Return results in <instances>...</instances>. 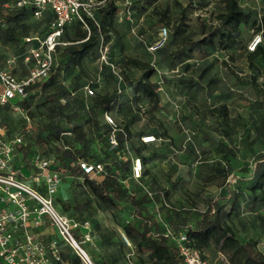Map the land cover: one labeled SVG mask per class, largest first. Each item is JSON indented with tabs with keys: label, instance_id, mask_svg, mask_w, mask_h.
Here are the masks:
<instances>
[{
	"label": "trees",
	"instance_id": "obj_1",
	"mask_svg": "<svg viewBox=\"0 0 264 264\" xmlns=\"http://www.w3.org/2000/svg\"><path fill=\"white\" fill-rule=\"evenodd\" d=\"M3 1L10 3L9 0H0ZM158 1L137 0L133 14L130 3L128 19L124 12L123 18L131 24L132 17L137 18L148 8L154 9ZM194 1L181 8L174 18L170 16L167 7L158 11L162 27L170 26V31L166 28L167 36L163 46L153 52L162 51L158 64L163 66L164 71L159 72L153 65L129 58L119 60V69L106 52L107 61L115 68L120 80H117L109 66L103 64L94 69V79L88 78L84 70L85 63L98 59L100 44L105 46L112 35H117L114 28L117 12L115 0H105L93 12V19H85L87 29L76 20L63 26L56 39L57 44L54 45V57L57 55V60L46 78L26 87L22 98H15L0 106V111L18 109L33 127V130L22 131V135L28 139L22 148L23 156L32 153V147L36 144H49L53 167L62 172V180L65 176L70 178L67 183L68 198H56L55 201L60 212L73 215L79 225L91 220L97 210L108 219L111 229L100 230L96 222L91 226V235H97V246L104 247L106 255V259L99 263L97 255L91 252L89 256L95 260V264L124 262L125 255L129 253L135 257L134 264H181L173 240L178 234L185 236L188 245L199 252L206 264V252L210 247L222 255L227 264H264V256L256 249V241L239 242L232 230V220L238 219L240 215H256L264 211L263 98L258 103H250V108L258 114V118L243 131V158L251 159L253 165L250 169L245 164L240 169L241 174H232L235 180L231 186L226 185V177L230 172L220 161L208 168L211 175L205 179L214 184L219 192L218 197L206 201L209 211L199 212L192 206L176 207L171 203V197L181 189L185 181L179 172V176L177 171L170 173L166 166V172L160 171L164 179L162 186L157 185L152 173L155 163L172 162V156L178 150L191 151L187 131L182 128L183 139L179 149L172 150L169 155L158 153L155 147L166 142L170 145L166 130L160 121L155 122L154 129H149V121H143L141 117L145 113L142 108L144 105L149 107V113L160 109L156 85L164 80L163 74L174 69L178 72L179 68L186 72L191 66L188 62L194 55L203 60L211 53H218L225 57L224 63L232 61L242 29L247 26L254 29L253 33L261 31L264 39L262 22L256 20L252 11L240 6L238 0H219V12L214 24L201 23L199 37L191 40L185 35L190 14L209 6L208 0ZM51 19V13L45 11L38 20L33 21L30 6L15 8L10 4L8 9L0 8V44L16 49L15 55L19 56L25 66L23 77L33 62L28 51L45 39ZM153 41L146 44L142 42L146 53V47ZM242 50L250 69H256L253 59L258 58L264 64V45L256 46L251 52L246 47ZM156 72L160 73L162 79L154 83L151 78ZM10 73L14 75L12 71ZM203 73L204 69H201L197 79ZM71 74L70 81L64 84L65 76ZM228 75L235 84L241 86L243 81L236 77L239 76L237 73ZM99 78L112 84L110 92L94 93ZM262 81L264 83V79ZM217 82L209 79L207 86L212 87L203 89L193 79L182 77V73H178L174 80L175 87L186 97L187 102L202 90L207 100L212 98L208 113L222 136L228 138L230 117L227 100L234 91L230 86H215ZM85 86L92 90L89 97L83 94ZM215 92L217 95L213 96ZM104 114L110 116L117 128V146L113 150H109L107 144L109 127L104 122ZM63 132L69 135H62ZM147 135L160 140L144 144L140 138ZM124 146L132 158L140 161L141 175L137 181L130 178V160L123 156ZM216 153L223 160L234 156L233 149L221 142ZM79 161L100 164L102 171L93 178L82 175L76 167ZM173 174L177 175L173 177ZM199 192L195 195L199 196ZM155 207H158L157 213ZM255 217L260 219L259 216ZM166 229L170 230L171 236L166 235ZM120 232L129 246L124 245L118 237ZM79 234V229L73 231L75 238ZM60 256L66 264H81L68 246H62ZM61 261L54 264H60Z\"/></svg>",
	"mask_w": 264,
	"mask_h": 264
},
{
	"label": "rangeland",
	"instance_id": "obj_2",
	"mask_svg": "<svg viewBox=\"0 0 264 264\" xmlns=\"http://www.w3.org/2000/svg\"><path fill=\"white\" fill-rule=\"evenodd\" d=\"M137 0H130L131 11L134 13V9L137 7L135 3ZM195 3L194 0H159L154 9L148 8L144 13L140 14L137 18H131V24L123 18V7L121 2L116 3V18L114 22V28L117 35H112L109 42L105 44L107 50V56L111 58V61L117 64L120 69L119 60L122 58L136 59L142 62H146L153 65L159 72L164 68L160 62L162 51H157L153 54H148L143 48V43L153 41L158 29L163 25L159 22L158 11L167 7L169 14L174 18L181 8L187 7L189 2ZM209 6L206 9H197L189 16L188 29L185 33L186 37L191 40L199 37V25L214 24L215 16L219 12V0H208ZM240 5L254 13L256 20L262 22V30L264 31V0H238ZM35 19H33L34 21ZM170 31V26L166 27ZM254 29L247 26L242 29L241 38L236 51L233 53L232 61H226L218 53H211L203 60H199L196 55L188 63L190 68L184 72L181 68L178 72L174 69L171 72H165L160 76L159 72L151 78V81L156 83V93L159 100L160 109L149 113V107L145 105V113L141 115L143 121H149V129H154L156 121H160L163 128L166 130V136L170 140V145L164 143L155 147L154 149L158 153L170 154L172 150H178L182 143L183 134L182 128L187 131L189 139V145L191 151H177L172 156V162L167 161L164 163H155L152 166V173L155 176L156 183L159 186L164 184V179L160 171L166 172V166L170 173L177 171L180 173L185 181L181 189L173 194L170 201L176 207L178 205L192 206L196 211H209L206 201H212L218 197V190L214 184L207 181L205 177L211 175L208 172V168L214 163L220 161L221 165L230 172V175L226 177V185L231 186L234 183V176L239 175L242 166L247 164L251 169L253 161L249 158H243L244 146H243V131L247 130L251 126L252 121H256L258 114L250 108V103L262 100L264 101V64L260 62L258 58L253 59L252 62L256 69H250L246 60L245 53L242 49H245L247 43ZM143 42V43H142ZM142 43V44H141ZM16 49L13 46L0 44V64L12 71L14 76L22 78L25 74V66L20 61L19 56L15 55ZM223 59V60H222ZM57 60V55L54 57V61ZM6 61H13L7 64ZM7 65H9L7 67ZM98 59L94 58L92 61H87L84 65V70L89 76V79H94L93 71L98 67ZM204 69V73L200 79H197L200 74V70ZM178 73H182V77L191 78L196 81L200 87L205 89L209 79L217 80L215 86L221 87L223 85L230 86L234 92L230 94L228 105V115L230 117L229 122V137L222 136L218 126L214 122L213 118L208 113V107L212 104V98L205 97L204 90L199 91L194 95L191 101L187 102L186 97L179 93L175 87L174 80ZM237 73L239 79H242L243 83L240 85L235 84L228 74ZM74 74V73H73ZM71 75L65 76L63 80L64 84L70 81ZM161 77V78H160ZM254 77V80L252 79ZM96 81V80H95ZM99 83L94 89V93L110 92L112 90V84L99 78ZM219 91V90H218ZM216 93V92H215ZM213 94V96H216ZM264 105V103H262ZM264 108V106H263ZM29 121V120H28ZM25 120L24 114L20 111L12 109H3L0 111V125L5 129L6 136L12 138L18 136L21 139V144L15 148V151L11 157L9 168L14 172H19L22 177H27L30 170L29 163L33 154H40L41 156L52 159L53 155L50 152L49 144H36L32 147V153H27L23 156V147L27 143V138L22 135V131L33 130L31 124H28ZM24 123L27 125L25 126ZM31 127V128H30ZM219 142L227 145L233 149V157L227 160L221 159L220 155L216 153ZM52 145V144H51ZM146 154V153H144ZM189 171V172H188ZM178 173V176H179ZM233 174V175H232ZM177 174H173L175 177ZM70 178L65 176L63 180H60L59 188L56 194L52 197L53 206L56 212L68 221L78 224L73 215H66L60 212L58 205L56 204V198L67 199L69 196L67 183ZM24 181L28 184L27 178ZM198 191L199 196L195 195ZM158 208V207H157ZM89 233L93 223H99L100 230L102 228L111 229L108 219L100 211H96L91 220H87ZM110 231V230H109ZM117 233V230H116ZM118 234V233H117ZM37 241H40L44 246L49 241L56 240L55 248L59 261H61L60 251L62 246H67L63 241L55 237L54 230L44 221V225L41 230L35 233ZM90 240L86 244H83V250L92 264H95V260H92L89 254L92 252L97 255L96 260L100 263L104 261L106 255L104 254V247H98L96 240V234H89ZM120 238V236L118 235ZM121 240V238H120ZM122 241V240H121ZM123 242V241H122ZM124 243V242H123ZM125 245V244H124ZM74 253V252H73ZM75 254V253H74ZM207 264L224 263L219 255L210 256L207 258ZM107 261V260H106ZM56 262L49 261V264ZM135 257L132 253L126 254L123 261H117L111 263L110 261L105 264H134ZM60 264H66L61 261Z\"/></svg>",
	"mask_w": 264,
	"mask_h": 264
},
{
	"label": "built area",
	"instance_id": "obj_3",
	"mask_svg": "<svg viewBox=\"0 0 264 264\" xmlns=\"http://www.w3.org/2000/svg\"><path fill=\"white\" fill-rule=\"evenodd\" d=\"M0 2V8L5 10L10 4L15 7L30 6L32 17L38 20L45 11L52 15L48 23L49 33L39 42L36 48L28 51L32 66L25 77L17 78L0 66V106L5 105L15 98L25 95V88L46 78L54 63V45L63 26L73 20L78 21L87 29L85 19H93V12L101 7L105 0H9ZM121 2L125 18L128 19L130 0H115ZM167 36L164 27L158 29L152 44L146 47L152 54L163 46ZM258 45H264L261 31L252 33L246 50L251 52ZM27 58L24 59V62ZM10 64L12 61H6ZM98 63L109 66L112 73L120 80L115 68L108 63L106 47L98 48ZM9 65H7L8 67ZM85 97L92 95V90L83 88ZM15 111L18 109L14 108ZM103 119L109 127L107 144L109 150L116 148L115 133L117 128L109 115L104 114ZM62 135H69L63 132ZM160 139L147 135L140 138L144 144L159 142ZM21 144L18 136L8 138L5 129L0 125V264H49V261L58 262L59 257L55 248L56 240L49 241L44 246L37 241L35 233L44 225V221L54 230L55 237L63 241L78 257L81 264H92L85 254L82 245L90 240L87 222L81 225L68 221L59 215L53 206L52 197L56 194L61 180L62 172L53 167L52 159L40 154H33L30 158V173L22 177L19 172L9 168L11 157L15 148ZM123 156L130 160V178L137 181L141 175V164L138 158H132L124 146ZM77 170L89 178H93L102 171L100 164L77 162ZM27 178L29 183L24 179ZM150 197V193H147ZM155 207V213H157ZM79 229L80 234L75 238L73 231ZM166 235L171 236L166 229ZM121 240L129 246L124 235L119 233ZM175 247L181 259V264H206L199 252L188 245L185 236L178 234L174 237Z\"/></svg>",
	"mask_w": 264,
	"mask_h": 264
},
{
	"label": "crops",
	"instance_id": "obj_4",
	"mask_svg": "<svg viewBox=\"0 0 264 264\" xmlns=\"http://www.w3.org/2000/svg\"><path fill=\"white\" fill-rule=\"evenodd\" d=\"M30 170L28 171V174L30 173ZM255 216H259L260 219ZM232 230L235 238L239 242H245L247 240L256 241V249L264 256V211L257 212L256 215L246 213L240 215L238 219L232 220ZM206 253L208 258L210 256L219 255L224 259V257L212 249V247H210ZM221 264H227L225 259L224 263Z\"/></svg>",
	"mask_w": 264,
	"mask_h": 264
}]
</instances>
